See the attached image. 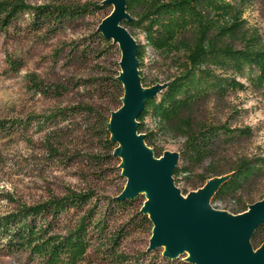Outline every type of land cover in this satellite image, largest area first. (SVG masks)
<instances>
[{"label": "rangeland", "instance_id": "rangeland-1", "mask_svg": "<svg viewBox=\"0 0 264 264\" xmlns=\"http://www.w3.org/2000/svg\"><path fill=\"white\" fill-rule=\"evenodd\" d=\"M31 5L53 4L72 7L89 6L86 14L66 20L62 25L38 28L32 15L23 13L0 30V214L20 204H35L70 190L93 191L94 199L84 210L97 204V217L107 215V232L127 229L119 252L140 264H194L186 260L188 253L165 259L163 248L148 250L153 227L137 216L146 196L139 194L132 204L115 209L109 199L120 194L127 183L121 175V158L106 143L99 115L77 106H90L103 115L107 108L119 106V93L110 77L120 72L119 46L106 47L96 30L113 6L96 8L104 0H24ZM244 17L257 28L264 41V2L254 0ZM137 39L147 42L139 29ZM73 43L79 44L77 51ZM177 54L163 56L147 47L145 62L154 74L165 77L176 71ZM147 69V68H146ZM240 80L249 84L246 78ZM207 112L216 122L249 125L253 137L238 150L264 155V98L252 88L229 91L224 97L208 99ZM55 115L43 125L39 118ZM76 110V111H75ZM98 112V113H99ZM145 122L153 128L151 116ZM184 139L165 130L159 146L164 153L179 152ZM181 163V161H179ZM198 167L191 174L195 180L202 173ZM187 174L175 182L186 196L193 189ZM186 192V193H184ZM255 200L264 198V175L253 186ZM214 208L232 211L228 202H212ZM84 211L71 208L56 221L57 231L73 227ZM85 259L76 264H116L107 250L99 249L97 232ZM0 264H43L29 260L23 252L0 251ZM57 264H70L61 261ZM127 264H130L127 263Z\"/></svg>", "mask_w": 264, "mask_h": 264}, {"label": "trees", "instance_id": "trees-1", "mask_svg": "<svg viewBox=\"0 0 264 264\" xmlns=\"http://www.w3.org/2000/svg\"><path fill=\"white\" fill-rule=\"evenodd\" d=\"M253 2L126 0L127 11L132 18L123 20L138 43L137 57L143 86L168 83L157 96L146 101L137 118L138 131L145 134V141L156 156L164 153L159 141L165 130L184 139L179 151L181 163L178 162L173 174L175 182H179L183 174L191 179V174L198 167H202V173L197 174L195 180H189L193 189L202 187L214 176L231 174L216 191L212 202L229 201L234 205L232 211L235 213L245 211L257 201L253 196V186L264 175V155L238 150L239 145L253 137L251 126L216 122L209 117L206 105L212 96L224 97L231 90L249 87L264 98V41L259 30L244 17ZM108 5L111 4H95V7L105 8ZM91 9L89 6L31 5L24 0H0V30L23 13H30L33 24L40 28L62 25ZM137 29L145 35L147 42L137 39ZM96 35L106 47L116 46L98 29ZM148 46L163 56L177 54L176 71L162 77L154 74L153 69H148L145 62ZM72 47L77 51L79 44L73 43ZM118 75L119 72H116L110 77L113 88L119 93L117 108L122 105L124 94ZM240 77L246 78L249 84H245ZM75 108L99 115L106 143L114 151L117 144L110 140L107 125L112 111L117 108H107L104 115L90 106ZM58 113L65 111L39 118V123L43 125ZM148 116L155 122L153 128L145 122ZM5 128L6 122L0 121V129ZM93 199V191L70 190L64 196H54L35 204H20L12 211L0 214V251L10 254L23 252L28 254L29 260H38L43 264L61 261L76 264L85 259L93 240L91 231L93 234L96 231L99 249L107 250L116 264H140L129 261L128 255L118 251L127 229L109 233L107 213L97 217V204L84 210ZM135 199L121 200L114 196L109 199V206L114 212L132 204ZM71 208L84 213L73 227L65 232L57 231L55 221ZM140 209H137V216L153 227L149 215ZM251 243L254 248L264 243V222L253 233Z\"/></svg>", "mask_w": 264, "mask_h": 264}, {"label": "water", "instance_id": "water-1", "mask_svg": "<svg viewBox=\"0 0 264 264\" xmlns=\"http://www.w3.org/2000/svg\"><path fill=\"white\" fill-rule=\"evenodd\" d=\"M103 3L113 8L97 29L121 50L117 78L124 87L122 105L112 111L107 125L110 140L117 144L114 155L121 158V175L127 178L116 198L146 196L140 210L153 223L149 250L163 248V255L169 258L188 253L186 260L194 264H264V243L258 248L251 243L253 233L264 222V198L235 214L214 208L211 200L231 174L209 178L184 196L173 176L180 153L166 151L156 156L145 134L138 131L137 118L146 101L168 83L143 86L138 43L123 24L124 19L132 18L126 0Z\"/></svg>", "mask_w": 264, "mask_h": 264}]
</instances>
